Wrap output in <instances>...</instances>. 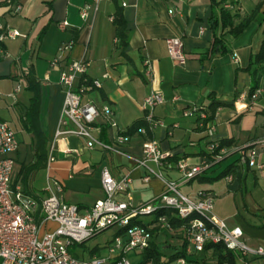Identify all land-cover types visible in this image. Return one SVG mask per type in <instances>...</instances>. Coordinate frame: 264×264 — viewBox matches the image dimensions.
<instances>
[{
    "label": "crops",
    "instance_id": "0c3cea01",
    "mask_svg": "<svg viewBox=\"0 0 264 264\" xmlns=\"http://www.w3.org/2000/svg\"><path fill=\"white\" fill-rule=\"evenodd\" d=\"M15 1L21 5L17 13L0 2V18L22 35L0 42V121L12 129L18 144L9 154L14 160L11 185L24 194L33 198L43 196L47 180L52 178L61 184L65 202L87 210L103 198L100 172L106 167L115 179L126 174L131 176L134 206L150 204L160 196L163 180L152 176L148 183L142 181L148 170L137 161L145 143L155 141L159 150L170 153L172 164L183 159L193 165L201 160L211 141H230L232 144L225 146L228 154L222 163L206 174L214 178L238 160L235 147L264 135V75L261 77L262 94L253 111L248 110L246 102L237 100L240 94H250L251 81L246 68L264 39V0H243L238 4L241 13H249L262 1L247 28L237 37L227 39L228 51L223 54L211 51L214 35L220 34L219 26L211 27V18L219 21V8L230 0H100L97 12L87 22L81 19L80 8L89 0H53L50 5L44 0ZM116 12L122 15L126 26V48L119 45L110 20ZM63 21L67 26L60 30L58 26ZM175 36L182 41V64L173 62L167 53L165 39ZM69 41H73L71 50L56 67H51L59 46ZM233 56L237 57V62ZM82 58L90 62L86 79L99 80L101 86L84 91L81 101L91 102L99 109L108 106L111 110L109 117L98 116L92 126V134L98 142L93 148H87L73 135L56 137L64 101L59 78L71 61ZM145 60L151 66V77L143 74ZM81 85V79L76 78L74 87ZM16 87H19L17 92ZM151 91L163 96L162 103L154 109L158 123L152 130L138 134L136 128H146L141 103ZM34 96L40 98L37 115L28 116ZM213 103L217 106L211 120L214 130L210 133L198 128L195 116H185L193 105L209 108ZM119 131L128 135L126 143L115 145L112 150L100 145H111ZM33 132L42 133L46 151L42 165L35 171L32 170L37 161ZM258 153V161L264 164V148L259 147ZM50 155L53 161H49ZM234 155V159L221 166ZM147 167L158 171L153 163H148ZM219 167L222 168L217 171ZM237 169V176L230 185L224 177L219 179L223 184L220 189L219 180L200 183L196 179L181 186L180 191L186 195L197 191L211 193L214 204L218 196L240 190L249 174L255 179L264 175L241 165ZM41 171H44V183L40 187L36 177ZM161 172L165 180L180 179V173L173 166ZM197 184L200 186L196 191ZM212 213L229 226H239L226 212L218 209L216 212L214 205ZM152 221L153 216L138 219L149 229L153 228ZM49 224L48 230L55 228V224ZM118 232L119 229L114 236ZM164 234H155L157 243L172 247L181 244L178 232ZM246 240L250 241L249 237L246 236ZM110 242L91 249L84 243L71 252L84 260L105 257ZM209 257L210 252L201 253L189 258L188 264H205ZM249 262L264 264V256L251 257Z\"/></svg>",
    "mask_w": 264,
    "mask_h": 264
},
{
    "label": "built area",
    "instance_id": "2783aa9c",
    "mask_svg": "<svg viewBox=\"0 0 264 264\" xmlns=\"http://www.w3.org/2000/svg\"><path fill=\"white\" fill-rule=\"evenodd\" d=\"M2 1L12 8L13 13L21 9L20 3L15 0H0ZM99 1L89 0L80 8L82 20L87 22L95 15ZM241 1L243 0H230L224 3V8L232 9ZM110 20L112 21V18ZM66 26L67 22L63 21L58 27L64 30ZM21 36L0 18V42L15 40ZM165 45L169 58L175 63L182 64L184 53L181 38L176 36L166 38ZM72 46L73 41L63 42L50 66L56 67ZM232 58L237 62V57ZM89 66L90 62L85 58L73 60L60 75L59 84L64 92V101L56 137L73 135L81 139L87 148H93L98 142L92 134V126L98 116L109 117L111 110L108 106L99 109L91 102L81 101V94L84 91L101 86L99 80L86 79L85 74ZM151 71L149 62L145 60L143 74L151 77ZM76 78H80L82 82L78 88L74 87ZM14 91H19V87ZM261 94L262 88L259 87L249 96L238 95L237 100L246 102L248 110L253 111ZM162 101V94L155 91L144 97L141 108L146 128L140 126L136 128V133L144 134L146 129L152 130L157 125L154 109ZM185 116L197 117L199 126H204V131L208 133L214 130L212 122L204 123L207 114L201 105H193L185 112ZM111 126L116 127L114 123H111ZM128 140V135L119 131L111 145H100L104 149L112 150L115 145L126 143ZM17 145L12 129L0 121V264H130L126 254L131 251L142 253L151 240L149 228L134 223L138 222L139 218L153 216V221L160 231H174L166 216H156L160 209L171 210L185 222L183 238L186 256L179 257L170 264H187L189 258L201 254L206 245L221 244L226 249L239 253L240 259L237 264H250L251 257L264 256L263 248L250 247L246 244L244 232L239 226H229L225 220L214 216L212 213L214 196L211 193L197 191L193 195H186L180 191L181 186L196 180L228 154L224 146L220 147L219 141H211L207 145L208 153L218 150L214 162L201 159L193 165L183 159L172 164L170 153L159 150L155 141L145 143L142 146V156L137 161L148 170L142 181L148 183L152 176L162 179L163 190L160 196L153 203L134 206L130 192L131 176L126 174L115 179L109 170L103 167L100 172L103 198L87 210H80L77 205L65 202L61 184L52 178H48L45 193L39 198L24 194L20 188H13L11 183L14 160L9 154L17 149ZM259 147L264 148V135L253 142L235 147L233 150L239 154L238 165L264 174V164L258 161ZM53 159L50 155L49 161ZM148 163H153L158 171L149 169ZM172 166L180 173L179 180H165L162 177V169H171ZM233 179L232 174L224 177L227 185H230ZM49 223L55 224V228L48 230ZM111 227H118L121 233L115 235L106 246L105 257L95 256L84 260L72 255L71 248L84 244ZM41 229L45 232L39 239Z\"/></svg>",
    "mask_w": 264,
    "mask_h": 264
},
{
    "label": "trees",
    "instance_id": "16d2710c",
    "mask_svg": "<svg viewBox=\"0 0 264 264\" xmlns=\"http://www.w3.org/2000/svg\"><path fill=\"white\" fill-rule=\"evenodd\" d=\"M48 5L51 4L53 0H44ZM226 3V2H225ZM239 4V3H238ZM238 4H235L234 8L232 9H226L224 8V4L221 5L219 8V21L216 19L211 18V27L217 28L219 26L220 34L218 36L214 35L213 41H212V49L211 51L213 53H219L223 54L228 51L227 48V39L229 37H237L239 34H241L247 26L254 20L257 13L260 10V7L262 5V1L257 3L253 10L249 13H241L238 9ZM213 19V20H212ZM112 23L115 26V34L116 38L118 39L119 45L123 48H126V26L124 23V20L122 18V15L118 12H116L112 16ZM246 71L250 75V81H251V88L250 93L253 92L255 89L261 87V77L264 75V39L261 43L259 51L251 57L248 67L246 68ZM39 97L34 96L31 100L30 107L28 109V116L37 115L38 107H39ZM217 106V103H213L209 106V108H205V112L207 114L206 119L204 120V123L211 122L214 110ZM197 126L201 130H205V127H200L198 123V118L196 117ZM34 134V141L33 146L35 148L37 161L33 165L32 170L35 171L38 169L42 164V160L45 157V139L42 135V133H36ZM220 147L230 146L232 143L230 141H219ZM218 153V150H216L213 153H204L201 159H205L207 162H214L215 156ZM221 161H217L212 165V167L209 168L208 171H206L203 175L198 177V181L200 183H212L214 181H217L223 177H225L227 174H232L233 178L235 179L237 176V168L238 160L231 164L230 166L226 167L223 171H221L218 176L214 178H208L206 177V174L215 168L217 165L220 164ZM233 179V180H234ZM205 192V191H202ZM208 193V192H206ZM164 215L168 218L169 222L171 223L173 230L172 232H178L179 237L181 239V244L179 246H170L165 245L164 243H157L155 240V234L157 232H163V233H169L167 230H159V228L155 225V222L152 221V225L154 227L149 229L151 233V240L149 243V246L141 253L142 255V262L140 264H170L173 261H175L179 257H185V248L186 244L184 242L183 238V225L185 224L184 221L180 220L177 216L174 215V212L167 209H160L157 211L156 216ZM136 224L142 225L140 222H134ZM121 233V231L118 232V234ZM84 244L78 245L83 246ZM78 246H74L71 248V251L75 249ZM210 252V258L214 262V264H237L240 255L237 252L231 251L226 249L223 245H206L204 247V253ZM72 253V252H71ZM206 264V263H205Z\"/></svg>",
    "mask_w": 264,
    "mask_h": 264
},
{
    "label": "rangeland",
    "instance_id": "374dc122",
    "mask_svg": "<svg viewBox=\"0 0 264 264\" xmlns=\"http://www.w3.org/2000/svg\"><path fill=\"white\" fill-rule=\"evenodd\" d=\"M210 137L211 134L207 136L208 139ZM234 158L235 155L226 159L221 166H225L227 162H230ZM221 168L219 167L217 171ZM36 181L38 186L41 187L43 185L44 171L37 173ZM222 185V181H220L217 184L218 189ZM199 186L200 184L195 186L196 191L197 188L199 189ZM202 186H205V184ZM213 205L216 212L217 209L226 212L229 218H231V221L239 225L244 232V241L247 245L252 247L260 246L264 249V175H262V178L255 179L252 174H249L245 182H242L240 190L235 193L230 192L225 196H218ZM117 230L118 227H111L86 241L85 246L89 249L96 245L103 247L111 241ZM44 232L43 229L40 230L39 239ZM170 233L172 232L168 234ZM165 234L167 235V233ZM246 236L249 237L250 241L246 240ZM126 258L130 264H140L142 262V255L139 252H128ZM206 262V264H214L210 257L206 259Z\"/></svg>",
    "mask_w": 264,
    "mask_h": 264
}]
</instances>
